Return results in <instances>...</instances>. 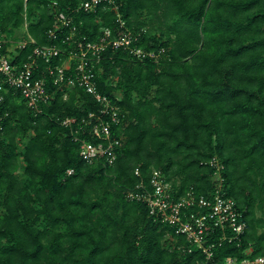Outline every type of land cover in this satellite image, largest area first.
Instances as JSON below:
<instances>
[{
    "label": "trees",
    "instance_id": "16d2710c",
    "mask_svg": "<svg viewBox=\"0 0 264 264\" xmlns=\"http://www.w3.org/2000/svg\"><path fill=\"white\" fill-rule=\"evenodd\" d=\"M83 1L0 0V32L27 41L14 63L35 46H73L62 42L73 28L72 39L89 41L103 28L140 31L131 47L163 52L155 60L107 46L95 64L98 92L120 109L118 123L101 117L118 139L111 165L79 157L80 140L108 143L93 135L101 105L82 88L64 99L47 78L54 97L37 112L12 88L0 91V264H223L248 248L264 256V0H111L95 11ZM153 170L173 199L212 200L218 190L231 198L243 232L228 241L213 229L206 258L145 201L127 197L139 184L152 189Z\"/></svg>",
    "mask_w": 264,
    "mask_h": 264
},
{
    "label": "built area",
    "instance_id": "2783aa9c",
    "mask_svg": "<svg viewBox=\"0 0 264 264\" xmlns=\"http://www.w3.org/2000/svg\"><path fill=\"white\" fill-rule=\"evenodd\" d=\"M105 1L112 2L111 0H84L81 7L84 10L95 11L97 6ZM115 15L118 29L123 28L124 21L121 19L120 13L116 11ZM55 16L56 20L63 25L69 24L70 20L62 12ZM73 32L74 28L71 34L62 40V42H66L71 39L73 46L67 44L68 46L63 51L55 45L35 46L28 58L21 63H14V55L26 46L27 41L15 39L8 41L5 35L0 32V91L12 88L19 92L30 109L37 112L41 103L54 97L53 91L47 90V78L53 82L52 85L65 89L62 96L64 99L68 97L66 89L82 88L101 105L96 116L99 121L93 125V135L108 141V143L104 146L102 142L93 143L84 139L80 140L79 157L86 163L97 162L104 158L111 165L115 160L112 147L118 143V139L110 138V124L102 122L101 117L109 114L111 121L118 123L121 120L120 109L118 106L112 105L107 96L98 92L94 72L95 64L100 60V54L107 46L114 49L124 48L137 58L148 56L155 60L163 50L156 53L154 51L146 52L141 47H131L132 42L136 41L140 35V31L135 33L126 31L113 35L110 28H103V35L97 41H89L85 37L72 39ZM49 34L54 38L53 31H50ZM30 42H34L33 39H30ZM65 52L66 58L61 64H52V66L49 64V61ZM40 59L47 63L43 70L39 67ZM1 100L2 96L0 95V102ZM88 116L92 117L93 113H89ZM70 122L72 119H65L63 124ZM71 172L72 170L67 171L68 174ZM134 173L139 175V170L136 169ZM150 184L151 190L139 184L136 187L137 191H129L127 197L145 201L151 214L159 216L164 223L175 225L176 233L185 235L187 242L199 248L206 258L211 256L210 248L214 245V242H209L207 238L213 229H221L220 239L228 241L236 239L243 232L244 223L237 222L238 214L233 209V200L223 196L219 190L214 193L212 200H206L203 197L196 199L192 192L173 199L168 194L170 182L165 181L164 175L159 170L151 172ZM228 230L234 234L227 235ZM250 252L251 248L249 252L245 251V253ZM248 255L246 254V257L242 258L225 257L223 264H264V256L251 258Z\"/></svg>",
    "mask_w": 264,
    "mask_h": 264
},
{
    "label": "rangeland",
    "instance_id": "374dc122",
    "mask_svg": "<svg viewBox=\"0 0 264 264\" xmlns=\"http://www.w3.org/2000/svg\"><path fill=\"white\" fill-rule=\"evenodd\" d=\"M24 31H25V28L24 27H22V28H19V29H17L16 31H15V35H17V36H21V34L22 33H24ZM21 169H20V167H19V169H17V174L18 175H20L21 174ZM260 213H258V215H259ZM250 251V248H248L247 250H246V252H249ZM246 254H249V253H246Z\"/></svg>",
    "mask_w": 264,
    "mask_h": 264
}]
</instances>
